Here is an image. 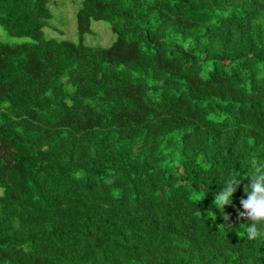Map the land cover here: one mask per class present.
<instances>
[{
  "label": "trees",
  "instance_id": "16d2710c",
  "mask_svg": "<svg viewBox=\"0 0 264 264\" xmlns=\"http://www.w3.org/2000/svg\"><path fill=\"white\" fill-rule=\"evenodd\" d=\"M70 1L0 0V264H264V0Z\"/></svg>",
  "mask_w": 264,
  "mask_h": 264
},
{
  "label": "clouds",
  "instance_id": "9594fccd",
  "mask_svg": "<svg viewBox=\"0 0 264 264\" xmlns=\"http://www.w3.org/2000/svg\"><path fill=\"white\" fill-rule=\"evenodd\" d=\"M239 176L229 177L222 183L224 187L220 190L216 196L215 203L221 209L225 205L231 204L233 201V193L236 190V186L240 183ZM246 198H242L240 204L243 211L240 212V216L249 217L253 223L249 225L247 230V237L249 239H256L258 232L256 225H264V164L259 165L256 168L255 174L248 176V183L245 185Z\"/></svg>",
  "mask_w": 264,
  "mask_h": 264
},
{
  "label": "rangeland",
  "instance_id": "374dc122",
  "mask_svg": "<svg viewBox=\"0 0 264 264\" xmlns=\"http://www.w3.org/2000/svg\"><path fill=\"white\" fill-rule=\"evenodd\" d=\"M51 7L54 11V17L51 21L52 26L46 29L47 35L77 40L76 10L78 3L70 0H52ZM92 27L94 34L86 36L87 43L109 45L114 39L109 25L105 22L95 21ZM0 39L14 41L1 26ZM3 193L4 189L0 187V196Z\"/></svg>",
  "mask_w": 264,
  "mask_h": 264
}]
</instances>
